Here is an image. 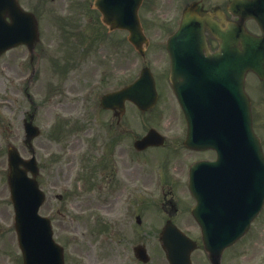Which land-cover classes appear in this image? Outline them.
Masks as SVG:
<instances>
[{"label":"rangeland","instance_id":"374dc122","mask_svg":"<svg viewBox=\"0 0 264 264\" xmlns=\"http://www.w3.org/2000/svg\"><path fill=\"white\" fill-rule=\"evenodd\" d=\"M66 1L55 0L51 2L50 0L41 5L43 29L47 35L49 33L48 30L52 32V37L46 38L44 41L50 43L55 40V43H53L54 49L52 51L42 45L44 51L41 52L42 56L39 59L38 67L36 62L34 85L28 90V94L31 95L34 102L42 105L35 123L43 128V133L34 141L37 158L39 163L44 166L41 181L42 188L48 195V200L42 208L41 214L52 219L55 239L65 248L66 260L69 264H139L135 259H132L133 263L127 259L132 247L138 242L146 244L151 252L152 260L149 264H167L157 239L158 235L151 228L165 221L167 214H162L164 209V213L169 212L170 206H165L163 203L164 199H172L174 201L178 196L184 199L187 194L181 186H173L172 183L166 184L170 188L166 187L164 191L159 188L161 185L156 181L153 185L154 175L155 177L156 174L160 175L158 168L163 167L161 163L163 158L156 156L157 154H149L150 151H147L146 154L131 156L130 154L132 153L122 147H118L117 157L121 155V158L116 159L117 161L120 160L121 163H115V166H117L116 171H114L112 166L108 168H110V172L114 171L116 176L123 180L122 188L120 184L115 185L113 183L110 185L108 183L103 185L102 194H97L90 190L89 185L84 186L81 180L87 170L81 168L79 182L76 187L80 184V189H83V191L80 189L76 190L78 193L76 197L78 198L70 201V196H68L62 202H59L55 197L56 194L65 195L70 193V174L76 173L78 165L80 167L92 165L91 169L97 166L96 154L93 150V144L96 140H103L106 147V143H109L111 139V135L106 131V127L109 124L105 121L106 117L109 116L108 113L89 111V107H96L95 102L100 95L116 88L120 84L125 85L132 81L145 61L135 53L125 40V33H122V42H120L121 38L118 40L114 35L110 42L104 44V50L108 54H99V58L102 57V59H100L101 62L95 61L97 66L88 67L85 70L87 73L70 74V69L68 72L67 66H65L66 57L70 52L67 38L69 29L71 31L74 21L72 16L67 19L65 15L67 9L63 4ZM218 2L220 0H208V5L211 6ZM38 3H40V0H24L25 6L29 9L38 7ZM79 3H81L80 0H70L71 13L75 6L77 9L82 8V6L78 5ZM91 3L88 5V10L84 11L88 34L93 33L95 29V20L91 16L93 14L90 11ZM174 4H176V0H145L141 10L142 21L148 35L154 42H158L163 38L165 20L169 18L170 10ZM179 13L178 10L175 11V14L172 12L173 15L171 17L178 16ZM82 21L83 19L81 20L80 18L76 22L77 29L81 27ZM148 52L149 59L147 60H153L154 67L166 65L165 56L162 52L159 53L154 48H150ZM112 56L115 57V63H105ZM83 63L79 69H81ZM1 65L2 61H0ZM22 72L19 73V76L28 74L29 70L28 72ZM78 72H81V70ZM105 74L106 76L104 77ZM94 80H97L95 81L96 83L103 81V83H110V85L101 87L97 84V87L91 90V93L95 95H87L85 84ZM256 87V124L257 128L264 133V103L259 101L260 98H264V91L262 92L263 94L260 93L263 86L256 84ZM15 89L12 88L11 97H13ZM96 90L97 92H95ZM49 93L50 95L53 93L58 94L57 102L55 100L49 101ZM163 93V101L155 112L142 114L138 113L130 105L128 106L126 119L122 122V128L131 134L129 137L124 136L122 139L123 144H129L128 141L133 140V138H141L152 124L159 125L162 130H171L180 134L184 125L177 105H175L167 88H165ZM82 95H84V98L81 97L82 103L79 104V98ZM5 105L7 106L3 115L5 118L1 119L0 117V130H2V133H0V264H22L17 235L13 226L14 211L4 173L7 168L6 154L9 143L18 146L19 150L23 151L25 156H28L27 151L22 150L24 140L22 120L25 117L23 112L31 109V106L25 99L20 100V104L9 102L5 103ZM12 110H15V112L13 113ZM74 115L86 116L91 122L93 121L89 116L97 115L98 125L95 126V135H93L92 130L89 132L86 129L85 122L70 123ZM60 128L64 130L61 135L59 132ZM100 130L105 133V136H109L108 140L99 135L98 132ZM50 136L52 138L57 137V140L50 138ZM75 136H77L76 139ZM155 153L161 154L162 152L155 151ZM169 155L170 165L168 172L176 174L177 172L182 173L186 165L195 157L184 155L183 153L178 156L176 154ZM110 159L107 146L105 156L100 164L111 165L112 160ZM120 165H122L121 169ZM166 166L167 164L164 168ZM107 176H109V173H107ZM130 184L150 186L151 190H154V197L145 198L142 195H137L135 196V198H138L136 199L137 202L134 200L133 204L131 203L132 206L128 207L127 210L124 209L123 200L126 195L124 193ZM163 193L166 196L168 195V199L165 196L161 198ZM104 194L105 196H103ZM122 195L119 205L118 200ZM111 214H114L113 218L120 220V223L116 225L115 232L106 234L112 239L104 244L99 237V232L108 225L101 219L107 218V215L112 216ZM139 218H141L140 222ZM98 221L99 223H96ZM148 222L151 223L148 224ZM184 223L185 225L182 224L183 226L188 227L191 225L188 219H185ZM102 224L104 226L99 230ZM205 257L203 251H197L193 259L196 264H205ZM129 258L131 259V257ZM226 258L227 264H264V217L255 224L249 236L236 249H232L226 255Z\"/></svg>","mask_w":264,"mask_h":264},{"label":"water","instance_id":"95a60500","mask_svg":"<svg viewBox=\"0 0 264 264\" xmlns=\"http://www.w3.org/2000/svg\"><path fill=\"white\" fill-rule=\"evenodd\" d=\"M121 1L111 0L110 3L120 4L117 9L121 12L122 22L127 20V14L131 16L133 23L130 24L124 21L122 27L128 28L131 31L130 40L139 46L144 41L136 12L141 0ZM260 1L264 3V0ZM260 9L264 10V6H261ZM236 14H239V12H236ZM251 14L255 18L257 17L255 13ZM240 17L242 19L246 18V16L241 14ZM205 24L213 32L217 33L216 35H218L222 42L221 50L224 54H220L223 57L219 58V67L225 68L228 65V68L231 70L232 74L229 79V84L184 90L183 88L186 85L180 83V80L175 79L173 82L176 86L179 99L183 104V108L188 115L190 136L198 138L204 144L217 145L224 153L227 149L226 142H229L237 152V156L240 157V146L237 143V139L233 136V130L237 134V138L250 144L251 149H255L256 146L258 147L253 133L249 128L251 115L250 102L244 92V79L248 70H254L261 76H264V43L261 39L247 34L242 23L230 25L229 32L225 31L220 33L212 23L207 21L206 17L200 16L195 18L187 16L181 35H184L186 30H190L197 35H202L201 42H204L203 29ZM261 26L264 27V24L262 23ZM133 27H135L134 30H132ZM137 35H139L138 38ZM1 42L0 40V44ZM225 60L227 64L226 62L224 64L222 63ZM195 65L199 66V63ZM144 84H146V87H143ZM142 88L146 90H142ZM150 93L151 100L149 101L147 97H149L148 94ZM114 97L122 100L123 105L126 100H131L138 103L140 108L147 109L154 105L157 99L154 81L150 78L145 83V79H142L135 85L117 94L108 96V99L115 100ZM138 100L146 102L139 103ZM122 109L124 110V106H122ZM139 144L141 145L142 143ZM16 158L12 154L10 183L14 192L13 202L17 212L16 220L20 236V245L25 253L26 264H58L52 253L49 252V249L54 247L49 221L37 215L38 207L42 204L44 198L36 191L33 184H24L22 182L19 175L20 162ZM236 161V166L240 165L241 168L242 160L237 159ZM249 202L248 200L246 204L248 205ZM246 204L245 206L242 204L240 208L244 213L238 214L235 217V226L238 228V231L234 234V237H237L239 232L243 233L247 229L253 215L257 212L256 210L250 217L247 216L249 207ZM218 237L220 238L217 234H204L206 249L210 252L215 264H219L218 259L222 249L216 248ZM48 253L50 254L46 257ZM43 257H46L44 260L47 263L42 260ZM60 258L63 261L62 253L60 254Z\"/></svg>","mask_w":264,"mask_h":264},{"label":"flooded vegetation","instance_id":"af4514ba","mask_svg":"<svg viewBox=\"0 0 264 264\" xmlns=\"http://www.w3.org/2000/svg\"><path fill=\"white\" fill-rule=\"evenodd\" d=\"M44 0H40V3H38V7H35L33 9H29L25 6L24 3H22V6L26 9L29 10L31 12H33L37 18H38V33H39V41L36 43L35 47H34V52L33 54L30 53L29 49L27 46L22 45V46H17L13 49H10L8 51H6L3 55V78L6 80V85L8 82H10L11 77L19 76L20 72L22 71H27L29 70V76L30 78L27 79V75H23V76H19V77H24L25 79H27V82L29 81V84L32 86L34 85V78H35V73H36V62H37V67L39 64V59L42 56L41 52L44 51V49L42 48V45L44 46V48L46 47L47 49H50V51H52L54 49V44L55 40H52L50 43H46L44 41V39L46 38H51L52 37V32L50 30H48V35L45 33L44 29H43V25H42V10H41V5L45 2H43ZM230 2V0H227L224 5L222 6V8H226L228 6V3ZM33 10V11H32ZM6 23H5V31L6 33L9 35L11 32H13V34L15 36H17V34L21 33L22 28L21 27H16V28H12L11 24V18L10 15H6V19H5ZM24 31H26L25 28H23ZM45 34V35H44ZM214 46H217V44L215 42H213ZM26 72V73H27ZM23 73V72H22ZM6 87V86H5ZM36 115V114H35ZM109 116H107L106 121L109 122L108 125V133L111 135V139L109 140V143H106L108 146V150H109V155H110V160H112V164H101V166L104 169V173H103V179L104 181H108L110 183H112V181H114L116 179V174L114 173V171H116L117 166H115V163H121L120 160L117 161V159L121 158V155L117 157L118 154V144L120 143L119 137L118 135L122 133L120 128L121 125V118L114 114L113 112H110V114H108ZM28 114H26L25 117H27ZM26 119V118H25ZM30 119V117H29ZM106 146V147H107ZM105 143L103 142V146H102V155L100 157V163L102 162L103 157L105 156ZM213 154V153H212ZM214 156V154H213ZM117 158V159H116ZM214 158V157H213ZM118 163V164H119ZM117 164V165H118ZM109 166H112L114 168L113 172H110V168H108ZM120 165V169H121ZM79 168H83L80 167L78 165ZM107 173H109V176H107ZM183 174H185V171L183 170L182 172ZM72 176V173L70 174V178ZM169 203H172L171 201H169ZM174 211H176V208L174 207Z\"/></svg>","mask_w":264,"mask_h":264}]
</instances>
